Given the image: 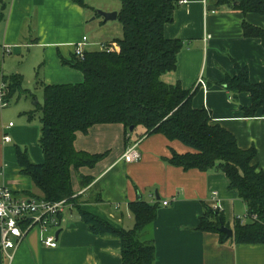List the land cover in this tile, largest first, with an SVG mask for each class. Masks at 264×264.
<instances>
[{"label":"crops","instance_id":"0c3cea01","mask_svg":"<svg viewBox=\"0 0 264 264\" xmlns=\"http://www.w3.org/2000/svg\"><path fill=\"white\" fill-rule=\"evenodd\" d=\"M178 1L187 2L178 4L164 35L169 40H181L182 50L176 69L159 79L166 85L179 84L184 91H195L191 106L206 109L212 124L233 135L240 150L255 149L252 163L264 175V108L246 117L244 110L252 106L250 94L225 87L226 80L235 78L237 67L247 70L251 84L264 83V47L258 38L243 32L246 24L264 31V17L244 15L219 0ZM103 2L0 0V78L13 74L22 77L21 94L6 106L0 105V187L43 200L41 191L22 172L17 148L25 151L32 163H44L38 142L41 115L33 113L36 103L43 105V87L82 84L83 74L63 66L61 59L69 61L74 55L83 59L85 53L99 52L120 39L106 35L108 24L116 20L104 22L95 16L98 9L118 13ZM89 10L94 13L90 22L99 19L101 25L97 34L102 37L93 43L102 44L97 51L87 44ZM77 50L82 56L75 53ZM6 56L12 58L8 59L10 64ZM14 56V60L18 57L22 61L11 66ZM200 79L203 86L198 85ZM25 82L37 89L35 93ZM4 134L10 137L8 143L2 140ZM73 141L76 151L100 157L92 167L72 172L73 206L61 212L59 227L44 234L33 229L18 250H0V264H122V242L108 234H94L83 221V213L118 231H128L135 224L130 207L139 201L157 205L156 217L140 233L141 241L154 245L153 264H264V244L235 243V224L249 221L237 218L247 217V208L238 192L229 188L225 174L217 169L187 171L168 163L174 154L194 152L180 141L160 134L146 135L142 127H133L130 132L122 124L93 126L85 133L77 132ZM133 147L141 157L126 163L124 153ZM214 204H219L221 213L212 209ZM208 213L222 216L223 224L233 231V239L221 242L219 232L197 230L203 218H211ZM41 236L53 237L56 248L41 245Z\"/></svg>","mask_w":264,"mask_h":264},{"label":"trees","instance_id":"16d2710c","mask_svg":"<svg viewBox=\"0 0 264 264\" xmlns=\"http://www.w3.org/2000/svg\"><path fill=\"white\" fill-rule=\"evenodd\" d=\"M118 1L121 9L116 21L122 38L110 45L112 49L85 53L83 59L76 55L69 61L61 59L63 66L83 74V83L43 87V105L36 103L33 113L41 115L38 142L44 163H32L26 152L17 148L22 172L32 179L43 200L61 202L73 195L72 172L92 167L100 160L75 150L73 140L77 132L85 133L102 124H122L127 131L142 127L146 135L160 134L194 151L174 154L168 161L170 165L187 171H222L230 182L229 188L236 190L244 202L250 218L248 224H235V243L264 244V175L252 163L256 150H240L233 135L212 124L206 109H194L191 99L195 91H184L179 84L169 86L159 79L176 69V58L182 50L181 40H169L164 35L179 1ZM219 3L232 5L244 15L264 17V0H219ZM243 32L245 36L258 38L264 47L262 29L246 24ZM1 79L6 84L4 102L8 103L21 94L22 77L1 75ZM225 87L231 92L250 94L252 106L244 110L246 117L264 108V83L251 84L246 69L237 67L235 78L226 80ZM156 208L157 205L148 206L141 201L131 206L135 224L128 231H118L86 213L83 221L94 234H108L122 242V264H153L154 245L141 241L140 233L156 217ZM208 214L211 218H203L197 230L218 233L219 223H225L224 219ZM218 234L221 242L228 240L224 234Z\"/></svg>","mask_w":264,"mask_h":264},{"label":"built area","instance_id":"2783aa9c","mask_svg":"<svg viewBox=\"0 0 264 264\" xmlns=\"http://www.w3.org/2000/svg\"><path fill=\"white\" fill-rule=\"evenodd\" d=\"M187 1H180L179 4H186ZM205 2V0H203ZM86 38H84V42ZM104 50L107 49L104 46ZM111 49H108L110 51ZM8 50H6L7 52ZM77 55L82 56L80 51H76ZM198 85L203 86L202 80H198ZM6 95V84L0 78V105L6 106L4 97ZM12 124H9L11 127ZM3 142L8 143L10 137L7 134L3 135ZM140 154L135 147L124 153V161L126 163L136 162L140 159ZM73 199L62 200L61 202H50L39 200L35 197H25L16 195L7 187H0V250L16 251L21 246V243L33 231L39 230L41 234L47 233L49 229L59 227V217L65 208H71ZM168 202L164 201L163 206ZM212 209L221 213L222 209L219 204H214ZM239 220V219H238ZM40 243L45 248H56L57 244L53 237L44 238L41 236ZM10 259V258H9Z\"/></svg>","mask_w":264,"mask_h":264},{"label":"rangeland","instance_id":"374dc122","mask_svg":"<svg viewBox=\"0 0 264 264\" xmlns=\"http://www.w3.org/2000/svg\"><path fill=\"white\" fill-rule=\"evenodd\" d=\"M102 3H104L103 1H106V6H111V7H115V9H116V11H120V9H121V4H120V2L118 1V0H100ZM89 5H91V4H89ZM99 10V9H98ZM98 10H96L95 12H98ZM102 11V10H101ZM115 12V11H114ZM87 13H91V16H90V14H89V16H90V18H89V22L87 23L88 24V30H87V32H86V38H88V42H87V44L89 43V44H91L90 46H92L90 49H94L95 51H97V49H100V47L102 46V44H94L93 45V43L95 42V41H97L100 37H102V35L101 34H97V32H98V29H99V27L101 26V25H99V23H98V21H99V19H101V18H99L98 20H95L94 22H90L93 18H94V13L91 11V10H89V11H87ZM101 21V20H100ZM109 26V28H108V30H109V32H108V34H106L107 36H112L113 38L114 37H117V38H121L122 36H121V34H119V32H120V30H121V27H120V24H119V22H117V21H115L114 22V24L112 25V23H109L108 24ZM111 25V26H110ZM120 28V29H119ZM115 44V40L113 41V42H110V43H108V44H106L105 45V47H106V49H107V52H109L108 51V49H110L109 47H110V45L112 46V45H114ZM96 46H98V48L96 47ZM102 49V48H101ZM112 49V48H111ZM103 50V49H102ZM113 51V50H112ZM6 58V60H8V59H12L11 57H5ZM16 58V56H14L13 57V62H12V64H11V66L12 65H16V63H17V61L18 62H20V61H22V59L21 58H18L17 57V60H14ZM12 60H8V64H10L9 62H11ZM25 61V60H24ZM22 65V64H21ZM20 65V66H21ZM22 67H25V66H22ZM26 72V71H25ZM26 77V81L27 80H29V77H30V74L29 75H27V76H25ZM30 83V82H29ZM26 84V82L24 83L27 87L28 86H30V89H32V92L33 93H35V91L37 90V89H33V85H30V84ZM36 95H37V98L38 97H41L40 96V94L39 93H36ZM40 99V98H39ZM72 203H73V201H71ZM237 218H240L241 219V221L243 220V221H250V218H248V217H245V216H241V217H237ZM236 218V219H237Z\"/></svg>","mask_w":264,"mask_h":264},{"label":"water","instance_id":"95a60500","mask_svg":"<svg viewBox=\"0 0 264 264\" xmlns=\"http://www.w3.org/2000/svg\"><path fill=\"white\" fill-rule=\"evenodd\" d=\"M97 15L100 16L104 22H113L114 20L117 19V12L107 13V12L98 10ZM132 130H133V127L130 128V132H132ZM219 224H220V227L218 228V232L220 234H225L227 238L233 239L232 238L233 237V231L231 229H229L228 227H226L225 224H223L221 222ZM59 233H60V231H58L56 233L55 240H57Z\"/></svg>","mask_w":264,"mask_h":264}]
</instances>
